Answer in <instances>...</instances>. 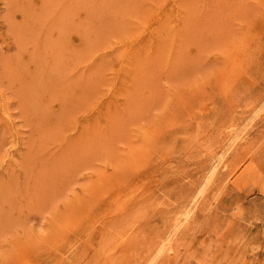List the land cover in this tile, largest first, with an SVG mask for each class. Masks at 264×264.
I'll use <instances>...</instances> for the list:
<instances>
[{"label":"rangeland","instance_id":"obj_1","mask_svg":"<svg viewBox=\"0 0 264 264\" xmlns=\"http://www.w3.org/2000/svg\"><path fill=\"white\" fill-rule=\"evenodd\" d=\"M0 264H264V0H0Z\"/></svg>","mask_w":264,"mask_h":264},{"label":"bare ground","instance_id":"obj_2","mask_svg":"<svg viewBox=\"0 0 264 264\" xmlns=\"http://www.w3.org/2000/svg\"><path fill=\"white\" fill-rule=\"evenodd\" d=\"M196 1H197V0H196ZM255 3H256V2H255ZM123 33H124V32H123ZM134 46H135V45H134ZM137 47H138V46H137ZM140 50H141V49H140ZM140 52H141V51H140ZM122 54H123V53H122ZM142 54H143V53H142ZM125 55H126V54H125ZM129 55H130V54H129ZM139 55H140V54H139ZM120 57H121V56H120ZM87 58H88V57H87ZM93 65H94V64H93ZM122 66H123V65H122ZM126 67H127V66H126ZM126 67H125V68H126ZM127 68H128V67H127ZM126 70H127V69H126ZM162 70H163V69H162ZM126 72L128 73V71H126ZM241 72H242V71H241ZM241 72H239V73H241ZM72 73H73V72H72ZM242 73H243V72H242ZM116 75H117V74H116ZM127 75H128V74H127ZM127 75H126V76H127ZM111 76H112V75H111ZM65 79H66V78H65ZM118 79H119V78H118ZM110 80H111V79H110ZM119 81H120V80H119ZM115 90H116V89H115ZM223 91H224V90H223ZM225 92H226V91H225ZM112 93H113V92H112ZM219 93H220V92H219ZM95 108H96V107H95ZM89 128H90V127H89ZM215 168H216V167H215ZM215 168H213V169H215ZM213 169H212V170H213ZM213 171H214V170H213ZM94 183H95V182H94ZM118 196H119V195H118ZM181 205H182V204H181ZM119 213H120V212H119ZM190 214H191V213H190ZM187 216H188V215H187ZM189 216H190V215H189ZM99 220H100V219H99ZM181 221H182V220H181ZM170 249H171V248H170Z\"/></svg>","mask_w":264,"mask_h":264}]
</instances>
